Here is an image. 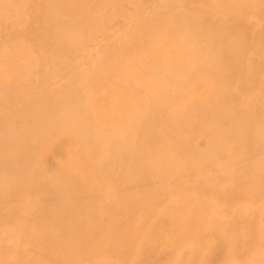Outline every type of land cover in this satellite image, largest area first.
<instances>
[{"label": "rangeland", "instance_id": "374dc122", "mask_svg": "<svg viewBox=\"0 0 264 264\" xmlns=\"http://www.w3.org/2000/svg\"><path fill=\"white\" fill-rule=\"evenodd\" d=\"M4 1L6 2L4 3ZM4 1H1L2 5H6L8 0ZM9 1L8 3L15 2V0H13V2L12 0ZM18 1H20V3ZM18 1L16 3L19 4L14 3L15 7L12 6V9L9 11L6 10L5 5L3 6L4 9L0 7V10H2L0 11V50H2L0 51V66L1 68H3L2 64L4 67L7 65L6 67L10 69L6 70L7 68L5 67L6 69H3L2 71L6 74L0 75L6 78L5 80L9 78L8 81H10L6 82L2 77L0 79V136H4L5 132L7 133L5 136H7L8 134L11 135H8L7 137L4 136V138L1 137L0 139V264H110L108 263V261L111 262V264H246L247 262V264H264V144H262L263 146L260 144L261 149L258 148V150L256 149V147L259 145H257L258 139L257 141L256 139L254 140V138H257L255 132H257L260 128L264 129V101L262 102V100H264V88L262 86V84L264 85V64H261V62L264 63V61H262L264 59V0H262L261 2L258 0L257 2L255 0H229V4L224 5L223 2L227 3L228 0H217V2L216 0H186V5L184 3L185 0H173L174 3H172V0H168L169 2L167 1L165 6L163 5V3L166 0H160L162 2L164 1L163 3H159V0L157 1V3L156 0H126L128 2H126L125 0H22V3L21 0ZM107 1H112L110 3L111 7H109L110 4ZM237 3L238 6L236 5ZM173 4H175V6L177 4L178 6L175 7ZM230 4L232 5V7H230ZM159 5L160 8L158 7ZM167 5L168 7H166ZM214 5H216L217 7L215 6V8H213ZM228 5L229 7H227ZM244 5L247 7V9L244 7ZM248 5L252 6L249 7ZM17 6H19V9H16ZM57 6L59 7L57 8ZM101 6H104V11L102 10ZM122 6L125 9H123V12L121 8ZM172 6L173 8H171ZM234 6L236 7L235 10H237V12H233L235 11ZM239 6H241L240 11ZM132 7L137 9H134L132 11ZM177 7L179 8L178 11ZM230 8L232 9V12H230L231 14H229L228 12L231 11ZM8 9H10V7ZM120 9L122 16L117 15ZM219 9L220 11H218ZM224 9L226 11V16L224 12V15L221 14ZM14 10L18 13L14 12ZM18 10H20V13ZM138 10L140 11V13ZM246 10L248 12H246ZM241 11L244 13H242ZM235 13H242V17H237L238 15L236 16ZM235 17L238 19H234ZM101 18H105V20L103 19V21ZM242 18L243 20H241ZM240 20L243 21V23H240ZM102 21L106 25L102 24ZM236 21H239V24H236ZM150 23L153 24L150 25ZM165 23L167 25H165ZM226 23L230 28L225 25ZM154 25L156 26V28L154 27ZM104 26H106V28ZM167 26H169V29H167ZM172 26L174 28H172ZM84 27L85 30H83ZM185 27L189 28L187 29ZM182 28H184L185 30ZM68 29L78 34V38L80 37V39L78 40H80V42L77 40L76 43H68V41L66 40L67 35L65 33L68 31ZM90 29H93L91 30L92 32H94L93 34H91ZM186 30L189 31L190 34ZM153 31L155 32L154 34ZM80 32H82L81 34L85 37L82 35L80 36ZM169 32H171L170 34L172 35H170ZM186 32L188 36H184L186 35ZM173 33L174 37L177 38L176 40L173 38ZM181 35L183 41L186 38V40L182 42L183 46L180 44V40L182 41V39L179 36ZM64 36L66 38L63 39ZM193 36H195V39ZM225 37L226 39H224ZM222 38L225 40V42L224 40H222ZM191 40L193 41V43ZM198 40L199 44L196 42ZM200 40L202 41L203 49L201 47V49L199 48L201 42ZM161 41L165 46H163V43ZM203 41H208L207 43H205L209 44V46L206 45ZM152 42L155 44L151 45ZM188 42L191 43L188 44ZM86 43H88L87 47ZM74 44H76L77 46ZM70 45L72 51L70 50L71 53L70 51H68L70 53V55H68L69 53L66 51L65 47H69L68 49H71ZM156 45H159L158 48ZM59 46L63 49H61ZM221 46L225 48L222 47V49L220 48ZM24 47L29 50L25 51L26 49ZM191 47H196L199 50L195 48V50L197 51H195V53L194 48ZM204 49L206 50V53H204L205 56L202 54V50ZM210 49L211 51H208ZM218 49L219 52L217 51ZM6 52H11L9 53L10 56L8 54V57L7 55L5 57V59L9 62H7L6 60L4 61ZM64 52L68 53L66 54L68 56H66ZM184 52L186 53L184 54ZM217 52L219 53L220 57L225 59L223 60L220 57L217 58ZM166 53L168 54V56ZM12 54H15L17 58V61H15L16 63L14 62L15 65L19 64L21 66V60L25 63H23L25 66L29 64L27 67H24V65H22L24 68H27L25 70H22L23 67L21 68L19 65H16L17 67H20V69L17 68L19 69V71L16 70L17 72L20 73V70L24 71L21 72L23 73V76H21L22 74L15 72V70L13 71L14 68L16 69V66L13 63L15 57H12V59L10 58L11 56H13ZM195 54H197V57ZM214 54L217 57L214 56ZM62 55H65L66 61V58L70 57L69 62L72 67L65 60L63 61ZM175 55L177 56V59L176 57H174ZM193 55H195V58H193ZM198 55L200 56V59L198 58ZM57 58L58 60L60 59V62L63 61L62 64L59 63L60 66L56 64V62H59ZM100 58L101 60L102 58H104L102 62L103 64L98 66L95 63V60ZM211 58L213 59V61H215L213 62ZM9 59H11L12 61ZM194 59L196 60V62L194 61ZM219 59L222 60L220 61ZM29 60L31 64L28 63L26 65ZM167 60L168 62L170 61L169 64ZM258 60H261V62L257 63ZM106 62H109V65L106 64ZM113 62H116L117 64ZM185 62H188L189 65L186 66ZM238 62H240V64ZM65 63L67 64L64 65ZM171 63L173 64L172 67H174V69L171 67ZM256 64H259L258 66L261 67L259 68ZM134 65H138V67H135ZM110 66L112 67L111 69ZM114 66L116 67V69L114 68ZM130 66H132L133 68ZM189 66L191 69H189ZM256 66L259 68V70L258 68H256ZM61 67L66 68L64 69ZM98 67H100V69ZM1 68L0 72H2ZM107 68L110 69L109 72H111L112 69L113 71L111 73L106 72L108 71ZM167 68H170L168 69V71H170V73L168 72L169 74H166ZM54 69L56 71H54ZM67 69L69 71H65ZM87 69L90 76L85 73V70ZM120 69L123 71L120 72ZM102 70L105 72H103ZM135 70L136 72H134ZM173 70L176 72L174 73ZM180 70H182L181 75H183L181 79L182 82L180 80V75L178 78V73L180 72ZM189 70L192 71L188 73ZM260 70L263 71L259 72ZM52 71L57 73H54ZM94 71H96V74ZM129 71L131 73H129ZM157 71L159 74L164 73L165 77H167L166 80L168 82V84H166L168 86L164 87V94L161 97H158L159 94L157 93V88H155L156 84L155 82H153L156 80L155 76L157 78ZM3 72L0 74H3ZM66 72L68 74H66ZM223 72H225V74ZM16 73L19 75H16ZM100 73H102V75L103 73L106 75H99V77L98 74ZM198 73L200 74L198 75ZM12 74H14L16 77ZM49 74L51 76H47ZM65 74L68 76H65ZM85 74L87 76H84ZM201 74L204 75L202 76ZM243 74H245V77ZM93 75H97L98 77ZM191 75L193 76L191 77ZM52 76L54 77L52 78ZM173 76L174 78L172 80L171 78ZM175 77H177V79ZM251 77L253 80L251 79ZM169 78L170 80H168ZM183 78L185 80H183ZM197 78H199L198 80L200 81L195 83ZM240 78L241 80L242 78H244V81H241ZM3 81H5V83H3ZM205 81L207 82L205 83ZM250 81H252V83ZM170 82H172V84ZM175 82L176 84L174 85ZM105 83H108V85ZM119 83L120 85H122V87L119 85ZM139 83H141L142 86ZM181 83H184L186 86L184 84L182 85ZM191 83H193L192 85H195V87H191ZM116 84L118 85L117 87L115 86ZM207 84L210 85L211 89H209L210 87H206L209 86ZM63 85H65V87ZM86 85L88 86L87 88ZM131 85L135 86L132 87ZM139 85L140 87L138 88ZM189 85L191 89L195 90L194 92H199V94H197L200 96V99L198 98L199 96L197 97L198 100H200L199 102L196 99L197 95H194L195 93L192 96L193 90H191L192 93L188 91L190 90ZM119 86L121 87V89ZM171 86L174 87V90H172L173 87L171 88ZM204 88L208 91H205ZM177 89L181 91H177ZM89 90H92L94 92H90ZM143 90L146 91V94L148 93L149 98L153 95V98L148 99V102H146L148 96L145 94V92H141ZM215 90L218 92H216ZM105 91H110V94ZM188 92L190 94H188ZM57 93L60 98L57 97ZM90 93L94 94L90 96ZM165 93L170 98H168ZM170 93L172 94L170 95ZM178 93L185 95L186 98L180 94L179 97ZM222 93L224 94L222 95ZM100 94L105 96V98L103 96H100ZM108 94L111 96H109ZM85 95L87 96L85 97ZM94 95L97 97L95 98ZM205 95H207L206 98H208L207 101L205 100L207 102L208 109L206 107L207 105L204 106L206 102L205 104L201 103V98L202 96L205 98ZM155 96L160 102L154 101L156 100ZM143 97L146 98H144L143 100ZM189 97L195 99L192 100ZM220 97L222 98V101H220ZM97 98L99 100H97ZM101 98H103L102 101L100 100ZM137 98L139 100H137ZM164 98L166 100H164ZM187 98L191 104L186 100ZM73 99H77L79 101L81 100V105L82 107L84 106L85 117L87 118L88 122L94 127L93 129L97 127V129L99 128L102 130L101 133H103L104 131L103 136H106L104 138L105 140L107 137V140H110L109 138H112L113 135H115V137L117 136L116 133L114 134L112 131L117 132L118 135L121 134L119 136L123 137L124 134L126 135L130 131L131 135H126V137H135L134 141L131 138V141L133 142L131 147H126L119 151L111 150L106 157L107 159L105 158L103 164H101L103 161L101 163H98L99 160L96 159L99 158L97 156L99 149L96 148L97 146H91V144L89 143V139H92L91 137H87L89 139L82 141L84 143L82 144V148L84 147V150L86 149L90 153H88L86 150L85 151L87 153L82 150L80 144L77 145V143L76 145L79 147L77 150H75L77 146L73 144L74 135H72L71 129H69L67 126L66 129H64L65 127L63 128L62 126H60L63 128V130L59 126L52 127L47 121L49 115L51 114V111L53 112L56 109L54 108V106H59ZM168 99L169 101H167ZM182 99L186 102L182 101ZM218 100L222 103L225 102L224 104L221 103V105L224 107L226 106V108L231 111L229 113L227 111V114L225 115H221L219 113L217 114V109L219 108V106H221L220 103L217 102ZM152 101L154 105H152ZM170 101L172 103L169 104ZM176 101L181 109H185V113L184 111L182 112V114L178 113L180 117L178 116V114L175 115V113H173L177 110V112H181V110H179V106H177L178 109L176 108V105H178L176 104ZM194 101L195 103L196 101L198 102L197 105L200 104L201 106L202 104V109L198 108L199 105L194 108ZM149 102L150 104H148ZM209 102H214V105L213 103L210 104ZM192 103H194V105ZM115 104L122 105L119 107L121 111H119L120 109H118ZM183 104L185 105L184 107ZM131 105H134V108H132L133 106ZM136 105L138 107L140 106V109ZM191 105L194 108V111L198 109L199 113L197 111H195L194 113L191 112V110L193 109ZM90 106H92L93 109ZM96 106L98 109L96 108ZM112 107H114L117 113H115V110H112ZM169 107L172 112L169 111ZM135 108L136 110H134ZM110 109L112 112L109 111ZM206 109L209 111H207ZM92 110L93 113L89 115ZM236 110L238 113L236 112ZM187 111L191 112H189L190 116H192V114L194 115L192 116L194 120H191L192 118H189L190 116L187 114ZM138 112L140 113L138 114ZM196 112L197 114H195ZM208 112L210 113L207 116ZM130 113L131 117L127 116ZM171 113H173V115ZM183 113L184 115L186 114V117L181 116L183 115ZM230 113L231 115H229ZM44 114L46 115V117ZM114 114H119L118 116L120 117V119L116 118L118 122L116 121V119H114L117 116H115ZM134 114L137 115L133 117L132 115ZM36 115L41 116V119L38 118L35 124L33 123V119ZM92 115L97 117V123L94 122L95 118ZM167 115L169 118L173 117L174 115V117L177 116V120L173 117V120H176L174 122H177V124L171 122L172 118L171 121L168 122L169 118L167 117ZM187 115L189 121H186L188 119ZM137 116L138 118L140 117V119L136 118L134 120V118ZM235 116H239L238 118L240 120H238V118H236ZM141 117L143 118L142 120ZM209 117L211 119H209ZM212 117L220 118L219 122L220 124H223L222 128H230L229 130L231 131L229 133L231 139L229 137L227 141L225 140L222 143V148L224 149L218 150L219 152H217V150L216 152L212 151V146L210 145L211 147H209V145L206 144L208 142H206L205 137L210 138L211 132L217 128L212 124H210L212 129L211 127L209 128V122H205L204 124V121L212 120ZM180 118L183 119V121L181 120L183 124L180 123ZM29 119L31 121H29ZM184 119L186 124L189 123L186 125L188 126L187 128L185 126L186 129L179 127L180 125L183 126L185 124ZM230 119L231 121H229ZM132 120L134 121L133 124L131 122ZM137 120H140V122ZM149 120H151L152 123H150ZM24 121L26 124L24 123ZM111 121L113 124H111ZM114 121L117 123V126H115ZM98 123H100V127H98V125H95ZM135 123H140L138 124L139 127L137 125V129L140 128L137 130V132H139L137 134L138 137L134 135V133L136 134L137 132L134 130V132L132 133L130 129ZM23 124H25L26 126H23ZM106 124H110L112 126L109 127L110 125ZM147 124L150 125L148 130H146ZM168 124L170 127L167 126ZM203 124L205 126H203ZM237 124H239L241 127H239V125ZM40 125H42V128L39 127ZM130 125L132 127H130ZM173 125H175V128ZM189 125L191 126L190 130ZM122 126L125 128V130ZM232 126H234V128ZM112 127H116V129L113 128V130ZM28 128L30 130H27L25 135L21 136L22 138L17 137L19 136L17 135V133H21L23 130L25 131V129ZM169 128L172 133L168 132L170 133L168 135L165 129L169 131ZM180 128L181 130L183 129L185 131V134L183 133V130H180ZM16 129L19 132H17ZM204 129L207 130L206 133V130ZM7 130L9 131V133ZM107 130L108 132L111 130L110 134L107 133ZM120 130L123 131L120 132ZM164 130L167 136L164 134ZM173 130H178V132L176 131V136L179 134L178 136L183 139H180V141L177 140L174 135L175 132ZM69 131L71 132V134L68 133ZM201 131H203V134L201 133ZM61 132H65L66 135L64 134L61 137ZM194 133L197 135L202 134L201 136H204V138H194L195 142H193L191 140L193 139L192 137L197 136ZM248 133L252 134L253 137L250 138V135L247 136ZM69 134L71 136H69ZM107 134L112 137H110L109 135L107 136ZM160 135H162V137H160ZM171 135H174V137H172ZM181 135H183V137ZM244 135H246V137ZM163 136H165L164 138L167 137L166 139L171 142L164 139ZM33 137L34 139H32ZM58 137L60 138L59 140ZM184 137L186 139H184ZM14 138H16L17 141L14 140ZM144 138L146 139V141L144 140ZM233 138L235 139V141ZM55 139H57V142ZM262 139L264 141V137ZM140 140L143 142H141ZM163 140L164 142L162 144L161 142ZM174 140L179 143L175 142ZM209 140L210 139H208L207 141ZM229 140L232 141L229 142ZM263 141L259 140L258 143H262ZM167 143L171 144L169 145ZM254 144L256 147L254 146ZM167 145H169V147H167ZM206 145L208 146V148H206ZM45 146H47L48 148ZM192 146L196 148L192 149ZM252 147L256 150H252ZM197 148L199 152L202 149V152L200 154H202V156L204 157H200V154H197L198 151L195 150ZM249 148H251L253 153L249 151ZM210 151L211 153H207ZM159 152H165V154H163L165 156L163 162H161V160L157 158V154L162 155ZM171 152L174 155H170ZM235 152L237 154H235ZM154 153L156 154L154 155ZM206 153L210 157H208ZM84 154L89 155H87V158H85L86 156ZM73 155L74 157H72ZM81 155L84 159V162L81 159ZM68 156L71 158H68ZM170 156H172L173 159ZM211 156H213L214 158ZM150 157H154V160L152 162H149ZM88 158L91 159L89 160ZM233 158L236 161L233 160ZM87 159L89 163L87 162ZM129 159L130 161H128ZM178 160L179 163L177 162L176 164V161ZM253 160L256 162L258 161L257 164L262 162L260 164L263 165L261 168L262 170L260 169V165H258L257 167L256 162H253ZM155 161L157 162L156 165H154ZM95 162H97L98 164ZM222 163L227 165V168ZM146 164L149 165H147L146 167ZM181 164H183V166ZM252 164H256V169L254 168L253 171L250 170V168L252 169L254 167L251 166ZM88 165H90L89 169L87 167ZM134 166H139L140 168ZM152 166H154V168ZM157 166L160 167V170L157 169ZM229 166L233 169L229 168ZM90 168H93V170L91 169V171ZM138 168L140 170H137ZM244 168L246 169L244 170ZM192 169L193 171H191ZM228 170L230 172H228ZM87 171L91 173L89 174V172L87 173ZM51 172L52 175H50ZM55 172H57V174ZM157 172H161L160 174L162 175ZM59 174H62L64 177L66 176L65 178H67V180L69 181L67 182V180L64 179L61 175L63 178L62 179ZM92 175L95 176L93 177ZM59 176L61 179L59 178ZM124 176L125 179L123 178ZM250 176H252L253 178ZM95 177L97 180L93 179L90 182V179ZM1 179L4 180L2 181ZM107 180L109 181V184ZM1 183L5 184L6 187H4ZM90 183H94L95 185L94 189L92 188L93 191H91L92 189H88ZM70 185H74V190ZM88 190L90 191V193L88 192ZM88 193H92V196H89ZM86 195H88L89 197ZM183 201L185 203V206ZM147 202L151 206H148ZM143 205L145 207H143ZM174 205L176 206V208ZM243 206L245 207L244 211ZM165 207L167 208L165 209ZM178 208L180 210L182 209V211H180ZM165 210L167 212H165ZM178 210L180 212H178ZM235 211L238 212L236 213ZM177 212L179 214H177ZM170 213L173 214L169 215ZM175 214L178 215V217L176 215V219L178 218V222L174 225L173 221L175 217L173 218V215ZM194 214H196L195 217ZM212 217L213 219L216 218L217 220L214 219L213 221L211 219ZM182 222L184 225L182 224ZM220 222L221 224L219 225ZM179 223H181L183 226L181 227V224L179 225ZM259 227L260 229H258ZM257 230H259L260 232H258ZM257 235L261 237H258ZM146 236L148 237L146 238L147 240L145 239ZM127 237L129 239H127ZM15 239L17 242L15 241ZM112 242L114 244H112ZM138 246H140L141 248L139 249ZM115 249L117 250L115 251ZM69 251L71 253H69Z\"/></svg>", "mask_w": 264, "mask_h": 264}, {"label": "bare ground", "instance_id": "6f19581e", "mask_svg": "<svg viewBox=\"0 0 264 264\" xmlns=\"http://www.w3.org/2000/svg\"><path fill=\"white\" fill-rule=\"evenodd\" d=\"M1 1L3 2L4 0H1ZM1 1H0V4H1ZM8 1H9V0H8ZM8 1H7V3H8ZM17 1H18V0H17ZM17 1L15 0V2H13V0H12L13 3H8V5H7V3H6V5H5V4H3V5L1 4L0 7L3 8V6L5 5L6 10L9 11V10L12 9V6L15 7L14 3H15V4H19V3H20V1H18L19 3H16ZM27 1H28V0H27ZM120 1H122V0H120ZM125 1H126V0H125ZM132 1H133V0H132ZM139 1H140V0H139ZM139 1H138V2H139ZM157 1H158V0H156V3H157ZM164 1H165V0H164ZM164 1H163V2H164ZM167 1H168V0H166V1L163 3L162 1L159 0V3L162 2L163 5L165 6ZM240 1H241V0H240ZM242 1H243V0H242ZM245 1H247V0H245ZM249 1H250V0H249ZM255 1L257 2V0H255ZM255 1H254V4H255ZM258 1L261 2L262 0H258ZM5 2H6V1H4V3H5ZM9 2H10V1H9ZM107 2H108V1H107ZM111 2H112V1H111ZM111 2H108V3L110 4ZM126 2H128V1H126ZM126 2H125V3H126ZM168 2H169V1H168ZM170 2H171V1H170ZM178 2H179V1H178ZM216 2H217V0H216ZM235 2H236V1H235ZM238 2H239V1H238ZM21 3H22V0H21ZM172 3H174L173 0H172ZM176 3H177V1H176ZM184 3H185V5H186L187 1L185 0ZM248 3H249V2H248ZM9 4H10V5L13 4V5L10 6ZM103 4H104V3H103ZM105 4H106V2H105ZM138 4H139V3H138ZM167 4H168V3H167ZM224 4H229V0H228L227 3H224V2H223V5H224ZM251 4H252V3H251ZM22 5H23V4H22ZM22 5H21V6H22ZM77 5H79V4H77ZM112 5H113V4H112ZM122 5H123V4H122ZM135 5H136V4H135ZM153 5H154V4H153ZM170 5H171V4H170ZM173 5L175 6V4H173ZM217 5H218V4H217ZM230 5H231V4H230ZM236 5L238 6V3H237ZM236 5H235V6H236ZM246 5H247V4H246ZM7 6H8V8L10 7V9H8ZM137 6H139V5H137ZM137 6H136V7H137ZM176 6H178V5L176 4ZM176 6H175V7H176ZM209 6H210V5H209ZM215 6H216V5H214L213 8H215ZM235 6H234V7H235ZM241 6H242V4H241ZM241 6H239V8H240ZM248 6H249V5H248ZM251 6H252V5H251ZM251 6H249V7H251ZM18 7H19V6H17L16 9H19ZM58 7H59V6H57V8H58ZM103 7H104V6H103ZM103 7L101 6L102 10H103ZM109 7H111V4H110ZM112 7H113V6H112ZM134 7H135V6H134ZM141 7H142V6H141ZM155 7H156V5H155ZM158 7L160 8V5H159ZM158 7H157V8H158ZM166 7H168V5H167ZM216 7H217V6H216ZM219 7H220V6H219ZM227 7H229V5H228ZM230 7H232V5H231ZM244 7L247 9V7H246L245 5H244ZM2 8H1V9H2ZM121 8H122V12H123L125 9H124L123 6H122ZM132 8H133V7H132ZM143 8H144V7H143ZM169 8H170V7H169ZM171 8H173V6H172ZM245 8H244V10H245ZM3 9H4V8H3ZM13 9H14V8H13ZM69 9H70V8H69ZM69 9H68V10H69ZM114 9H115V8H114ZM123 9H124V10H123ZM134 9H137V8H133L132 11H133ZM139 9H140V8H139ZM178 9H179V8L177 7V11H178ZM217 9H218V8H217ZM217 9H215V10H217ZM220 9H221V8H220ZM220 9H219L218 11H220ZM230 9H231V8H230ZM235 9H236V7L234 8V10H235ZM242 9H243V8H242ZM6 10H5V11H6ZM20 10H21V9H20ZM20 10H18L19 13H20ZM71 10H72V9H71ZM83 10H84V9H83ZM140 10H141V9H140ZM145 10H146V5H145ZM151 10H152V9H151ZM171 10H172V9H171ZM215 10H214V11H215ZM226 10H229V9H226ZM240 10H241V8L239 9V11H240ZM244 10H242V11H244ZM248 10H250V9H248ZM0 11H2V10H0ZM12 11H13V10H12ZM12 11H11V12H12ZM79 11H80V10H79ZM103 11H104V10H103ZM114 11H115V10H114ZM120 11H121V9H120L119 12L117 13V15H121V14H122ZM132 11H129V12H132ZM138 11H139V10H138ZM149 11H150V10H149ZM155 11H156V10H155ZM209 11H210V10H209ZM214 11H213V12H214ZM218 11H217V12H218ZM239 11H238V12H239ZM242 11H241V12H242ZM14 12H16V11L14 10ZM83 12H84V11H83ZM100 12H101V11H100ZM129 12H128V13H129ZM217 12H216V13H217ZM223 12H224V14H225V16H226V11H225V9H224V11L221 12V14H223ZM228 12H229V14H231L230 12H232V9H231V11H228ZM228 12H227V13H228ZM233 12H237V10H235V11H233ZM246 12H248V11L246 10ZM4 13H6V12H4ZM16 13H18V12H16ZM105 13H106V12H105ZM112 13H113V12H112ZM112 13H111V14H112ZM139 13H140V11H139ZM156 13H157V12H156ZM242 13H244V12H242ZM242 13H241V14L239 13L240 16H239V14H236V13H235V14H236V16L238 15L237 17H240V18H241V17H242ZM115 14H116V13H115ZM151 14H152V13H151ZM160 14H161V13H160ZM224 14H223V15H224ZM235 14H234V15H235ZM113 15H114V14H113ZM139 15H140V14H139ZM152 15H153V14H152ZM157 15H158V14H157ZM216 15H217V14H216ZM68 16H69V15H68ZM115 16H116V15H115ZM121 16H122V15H121ZM131 16H132V15H131ZM165 16H166V15H165ZM82 17H83V15H82ZM123 17H124V16H123ZM184 17H185V16H184ZM228 17H229V16H228ZM233 17H234V16H233ZM233 17H232V18H233ZM98 18H99V17H98ZM159 18H160V17H159ZM224 18H225V17H224ZM70 19H71V18H70ZM95 19H96V18H95ZM95 19H94V22H95ZM101 19H102V18H101ZM103 19L105 20V18H103ZM103 19H102V20H103ZM130 19H131V17H130ZM155 19H156V18H155ZM176 19H177V18H176ZM234 19H238V18L235 17ZM2 20H3V19H2ZM74 20H75V19H74ZM81 20H82V19H81ZM104 20H103V21H104ZM114 20H115V19H114ZM198 20H199V19H198ZM241 20H243V18H242ZM241 20H240V23H241V22L243 23V21H241ZM83 21H84V20H83ZM103 21H102V24H104ZM127 21H128V20H127ZM127 21H126V22H127ZM134 21H135V20H134ZM152 21H153V20H152ZM152 21H150V22H152ZM158 21H160V20H158ZM165 21H166V20H165ZM231 21H232V20H231ZM234 21H235V20H234ZM234 21H233V22H234ZM15 22H16V21H15ZM86 22H87V21H86ZM180 22H181V21H180ZM222 22H223V21H222ZM238 22H239V21H238ZM238 22L236 21V24H239ZM67 23H68V22H67ZM166 23H167V22H166ZM166 23H165V25H167ZM204 23H206V22H204ZM71 24H72V23H71ZM85 24H86V23H85ZM85 24H84V25H85ZM95 24H96V23H95ZM102 24H101V25H102ZM148 24H149V23H148ZM151 24H153V23H150V25H151ZM161 24H162V23H161ZM219 24H220V23H219ZM65 25H66V24H65ZM73 25H74V24H73ZM73 25H72V26H73ZM104 25H106V24H104ZM136 25H137V24H136ZM159 25H160V23H159ZM225 25H227V23H226ZM233 25H234V24H233ZM102 26H103V25H102ZM147 26H148V25H147ZM222 26H223V24H222ZM227 26H228V25H227ZM227 26H226V27H227ZM86 27H87V26H86ZM93 27H94V26H93ZM98 27H99V23H98ZM104 27L106 28V26H104ZM154 27L156 28L155 25H154ZM154 27H153V28H154ZM160 27H162V26H160ZM168 27H169V26H167V29H169ZM183 27H184V26H183ZM236 27H237V25H236ZM238 27H239V26H238ZM69 28H70V27H69ZM91 28H92V27H91ZM157 28H159V27H157ZM165 28H166V27H165ZM172 28H174V27L172 26ZM185 28L188 29L189 27H185ZM220 28H221V27H220ZM228 28H230V27L228 26ZM64 29H65V28H64ZM75 29H78V28H75ZM182 29H184V28H182ZM221 29H222V28H221ZM58 30H59V29H58ZM61 30H62V29H61ZM83 30H85V27L83 28ZM91 30H93V29H90L91 34H93L94 32H92ZM175 30H176V29H175ZM175 30H174V31H175ZM184 30H185V29H184ZM62 31H63V30H62ZM78 31H79V30H78ZM94 31H95V30H94ZM156 31H157V30H156ZM180 31H182V30H180ZM186 31H187V30H186ZM191 31H192V30H191ZM191 31H190V32H191ZM221 31H222V30H221ZM224 31H225V29H224ZM84 32H86V31H84ZM90 32H89V33H90ZM159 32H160V30H159ZM166 32H167V31H166ZM171 32H172V31H171ZM171 32H169V34H170ZM187 32L189 33V31H187ZM187 32H186V35H184V36H188V35H187ZM242 32H243V30H242ZM65 33H66V35H67V36H66L67 38L64 36L63 39L66 38V40L68 41L69 44H71L72 42H73V43H74V42L76 43V41H77L78 39H80V37L78 38V34H77L76 32H73V31H71V30H69V29H68V31L65 32ZM81 33H82V32H80V36L82 35ZM154 33H155V32L153 31V34H154ZM156 33H157V32H156ZM178 33H179V32H178ZM178 33H177V34H178ZM184 33H185V32H184ZM219 33H220V32H219ZM225 33H228V32H225ZM160 34H161V33H160ZM163 34H164V31H163ZM182 34H183V32H182ZM189 34H190V33H189ZM229 34H230V33H229ZM231 34H232V33H231ZM138 35H139V34H138ZM149 35H150V34H149ZM170 35H172V34H170ZM191 35H192V34H191ZM221 35H222V33H221ZM223 35H224V34H223ZM61 36H63V35H61ZM82 36H84V35H82ZM92 36H94V35H92ZM92 36H91V37H92ZM122 36H123V35H122ZM153 36H154V35H153ZM225 36H227V35H225ZM57 37H58V36H57ZM84 37H85V36H84ZM91 37H89V38H91ZM143 37H145V36H143ZM154 37H155V36H154ZM159 37H161V36H159ZM170 37H171V36H170ZM179 37L181 38L182 35L179 36ZM193 37H194V39H195V36H193ZM198 37H199V36H198ZM206 37H207V36H206ZM223 37H224V36H223ZM245 37H246V36H245ZM59 38H60V37H59ZM61 38H62V37H61ZM81 38H82V37H81ZM126 38H127V37H126ZM173 38H174L175 40L177 39V38L174 37V33H173ZM187 38H188V37H187ZM204 38H205V37H204ZM210 38H211V37H210ZM212 38H213V37H212ZM216 38H217V37H216ZM82 39H83V38H82ZM143 39H146V38H143ZM158 39H159V38H158ZM174 39H172V40H174ZM181 39H182V38H181ZM219 39H220V38H219ZM224 39H226V37H225ZM224 39L222 38V40H224ZM235 39H236V38H235ZM168 40H170V39H168ZM185 40H186V38H185ZM185 40H184V41H185ZM204 40H205V39H204ZM213 40H214V39H213ZM60 41H61V40H60ZM78 41L80 42V40H78ZM83 41H84V40H83ZM83 41H82V42H83ZM151 41H152V39H151ZM153 41H154V40H153ZM177 41H179V40H177ZM177 41H176V42H177ZM184 41H183V39H182V41L180 40V42H181L180 44L182 45V44H183L182 42H184ZM188 41H189V40H188ZM191 41H192V40H191ZM200 41H201V40H200ZM214 41H215V40H214ZM218 41H219V40H218ZM233 41H234V40H233ZM61 42H62V41H61ZM70 42H71V43H70ZM154 42H155V41H154ZM156 42H157V41H156ZM161 42H162V41H161ZM166 42H167V41H166ZM174 42H175V41H174ZM196 42L198 43L199 40L196 41ZM203 42H204V41H203ZM205 42H206V41H205ZM205 42H204V43H205ZM207 42H208V41H207ZM207 42H206V43H207ZM222 42H223V41H222ZM224 42H225V40H224ZM235 42H236V41H235ZM63 43H64V42H63ZM77 43H78V42H77ZM149 43H150V42H149ZM162 43H163V42H162ZM178 43H179V42H178ZM185 43H186V42H185ZM190 43H191V42H190ZM190 43L188 42V44H190ZM192 43H193V41H192ZM206 43H205V44H206ZM80 44H81V43H80ZM87 44H88V43H86V47L88 46ZM154 44H155V43L152 42L151 45H154ZM156 44H157V43H156ZM165 44H166V43H165ZM194 44H196V43H194ZM198 44H199V43H198ZM205 44H204V45H205ZM225 44H226V43H225ZM225 44H223V45H225ZM231 44H232V43H231ZM239 44H241V43H239ZM18 45H19V44H18ZM74 45H76V44H74ZM81 45H82V44H81ZM159 45H160V44H159ZM159 45H158V46H159ZM166 45H167V44H166ZM170 45H171V44H170ZM176 45H177V44H176ZM206 45L209 46V44H206ZM214 45H215V43H214ZM219 45H220V44H219ZM234 45H235V44H234ZM60 46H61V45H60ZM60 46H59V47H60ZM62 46H64V45H62ZM66 46H67V45H66ZM76 46H77V45H76ZM79 46H80V45H79ZM83 46H85V45H83ZM136 46H137V45H136ZM156 46H157V45H156ZM156 46H155V49H156ZM158 46H157V48H158ZM163 46H165L164 43H163ZM171 46H172V45H171ZM178 46H179V44H178ZM182 46H183V45H182ZM186 46H188V45H186ZM189 46H190V45H189ZM197 46H198V45H197ZM202 46H203V45H202V41H201V42H200V46H199V48H200V47L202 48ZM208 46H207V47H208ZM81 47H82V46H81ZM86 47H85V48H86ZM161 47H162V46H161ZM169 47H170V46H169ZM214 47H215V46H214ZM214 47H213V48H214ZM222 47H223V46H221L220 48H222ZM226 47H227V45H226ZM234 47H235V46H234ZM16 48H17V47H16ZM24 48L26 49L25 51L29 50V49H27L26 47H24ZM24 48H23V49H24ZM60 48H61V47H60ZM65 48H66V51H67V52L70 51V50L72 51L71 45H70V48H71V49H68L69 47H65ZM148 48H149V47H148ZM148 48H147V49H148ZM159 48H160V47H159ZM191 48H194V47H191ZM191 48H190V49H191ZM195 48H196V47H195ZM195 48H194V52L196 51ZM201 48H200V49H201ZM208 48H209V47H208ZM223 48H225V47H223ZM223 48H222V49H223ZM236 48H237V47H236ZM249 48H250V47H249ZM7 49H8V48H7ZM18 49H19V48H18ZM61 49H63V48H61ZM128 49H129V48H128ZM153 49H154V48H153ZM161 49H164V48H161ZM161 49H160V50H161ZM166 49H167V48H166ZM178 49H179V47H178ZM180 49H181V48H180ZM182 49H183V48H182ZM196 49H198V48H196ZM202 49H203V48H202ZM130 50H131V48H130ZM151 50H152V48H151ZM168 50H169V48H168ZM171 50H173V49H171ZM176 50H177V49H176ZM198 50H199V49H198ZM213 50H214V49H213ZM227 50H228V49H227ZM0 51H2V50H0ZM22 51H23V50H22ZM71 51H70V53H71ZM178 51H179V50H178ZM190 51H191V50H190ZM200 51H201V50H200ZM205 51H206L205 49L202 50V54H203L204 56H205L204 53H206ZM208 51H211V49L208 50ZM217 51L219 52V49H218ZM251 51H252V50H251ZM17 52H18V51H17ZM152 52H154V51H152ZM174 52H175V51H174ZM181 52H182V51H181ZM196 52H197V51H196ZM196 52H195V53H196ZM198 52H199V51H198ZM214 52H215V51H214ZM218 52H217V54H218L217 56H218V57L215 55L216 53L214 54V56H216L217 58L220 57ZM253 52H254V51H253ZM9 53H11V52H9ZM9 53L6 52L5 56H4V54H3V56H4V61L6 60V59H5L6 55H7V57H8V54H9ZM12 53H14V52H12ZM64 53H65V55H66V54H68L69 52H68V53L64 52ZM70 53H69L68 55H70ZM100 53H101V52H100ZM150 53H151V52H150ZM177 53H178V52H177ZM185 53H186V52H184V54H185ZM192 53H193V51H192ZM192 53H191V54H192ZM27 54H28V53H27ZM29 54H30V53H29ZM96 54H97V53H96ZM153 54H154V53H153ZM157 54H158V53H157ZM166 54H167V53H166ZM170 54H171V53H170ZM178 54H179V53H178ZM187 54H188V52H187ZM200 54H201V53H200ZM12 55H13V54H12ZM65 55H62V59H63V61L65 60ZM68 55H66V56H68ZM94 55H95V54H94ZM176 55H177V54H176ZM176 55H175L174 57H176V59H177V56H176ZM195 55H196V57H197V54H195ZM195 55H193V58H195ZM211 55H212V53H211ZM220 55H221V54H220ZM9 56H10V54H9ZM134 56H135V54H134ZM136 56H137V54H136ZM158 56H159V55H158ZM167 56H168V54H167ZM170 56H171V55H170ZM184 56H185V55H184ZM186 56H187V55H186ZM190 56H191V55H190ZM224 56H225V55H224ZM251 56H252V54H251ZM251 56H250V57H251ZM253 56H254V55H253ZM12 57H15V58H16L15 54H14L13 56H11L10 58L12 59ZM23 57H24V56H23ZM58 57H59V56H58ZM143 57H144V56H143ZM180 57H181V56H180ZM201 57H202V55H201ZM212 57H213V55H212ZM243 57H244V56H243ZM0 58H1V57H0ZM15 58H14V60H13V63H14L15 61H17V58H16V60H15ZM60 58H61V57H60ZM69 58H70V57H69ZM69 58L67 57V58H66L67 61H66V60H65V61H66L67 63L70 64V62H69ZM98 58H99V56H98ZM136 58H137V57H136ZM145 58H146V57H145ZM178 58H179V56H178ZM181 58H182V57H181ZM198 58L200 59V56H199V55H198ZM198 58H197V59H198ZM214 58H215V57H214ZM217 58H216V59H217ZM220 58H222V57H220ZM7 59H8V58H7ZM11 59H9V60H11ZM22 59H23V58H22ZM62 59H61V61H62ZM92 59H93V58H92ZM103 59H104V58H102V60H101V58H100V59H96V60H95V63H96L98 66H100L101 64H103V63H102V62H103ZM108 59H109V58H108ZM160 59H161V58H160ZM169 59H170V58H169ZM172 59H173V58H172ZM182 59H183V58H182ZM186 59H187V58H186ZM209 59H210V58H209ZM211 59H212V58H211ZM222 59L224 60L225 58H222ZM222 59H219V60L221 61ZM23 60H24V59H23ZM57 60H58V58H57ZM59 60H60V59H59ZM59 60H58V61H59ZM146 60H147V59H146ZM165 60H166V59H165ZM178 60H179V59H178ZM207 60H208V59H207ZM6 61L9 62L8 60H6ZM11 61H12V60H11ZM11 61H10V62H11ZM63 61H62V62L59 61L58 63L56 62V64H58V65L60 66L59 63L62 64ZM113 61H114V60H113ZM174 61H175V60H174ZM182 61H183V60H182ZM188 61H189V60H188ZM194 61L196 62L195 59H194ZM203 61H204V60H203ZM212 61H213V59H212ZM214 61H215V60H214ZM214 61H213V62H214ZM262 61H264V59H263ZM7 62H6V63H7ZM104 62H105V61H104ZM142 62H143V61H142ZM164 62H165V61H164ZM167 62H168V60H167ZM167 62H166V63H167ZM176 62H177V61H176ZM179 62H180V61H179ZM195 62H194V65H195ZM236 62H237V61H236ZM242 62H243V61H242ZM247 62H248V60H247ZM258 62H261V60H258L257 63H258ZM15 63H16V62H15ZM15 63H14V65H15ZM18 63H19V62H18ZM23 63H24V62H22V60H21V66H20L19 64H16V65H19V66L22 68V67H23L22 65L25 64V63H24V64H23ZM28 63H30V60H29V62L26 63V65H27ZM67 63H65L64 65H66ZM108 63H109V62H108ZM108 63L106 62V64H108ZM113 63H116V62H113ZM169 63H170V61L168 62V64H169ZM172 63H173V62H172ZM172 63H171V64H172ZM177 63H178V62H177ZM181 63H182V62H181ZM181 63H180V64H181ZM187 63H188V62H187ZM187 63L185 62L186 66L189 65V63H188V64H187ZM198 63H199V62H198ZM222 63H224V62H222ZM225 63H226V62H225ZM238 63L240 64V62H238ZM10 64H12V63H10ZM30 64H31V63H30ZM116 64H117V63H116ZM119 64H120V63H119ZM119 64H118V65H119ZM130 64H131V63H130ZM134 64H135V63H134ZM158 64H159V62H158ZM208 64H210V63H208ZM208 64H207V65H208ZM212 64H213V63H212ZM212 64H211V65H212ZM261 64H264V63L261 62ZM261 64H260V65H261ZM4 65H5V64H4ZM16 65H15V66H16ZM28 65H29V64H28ZM28 65H27V66H28ZM70 65H71V64H70ZM94 65H95V64H94ZM108 65H109V64H108ZM175 65H176V64H175ZM196 65H197V63H196ZM220 65H221V64H220ZM220 65H219V66H220ZM256 65H257V64H256ZM258 65H259V64H258ZM258 65H257V66H258ZM6 66H7V65H6ZM6 66H5V67H6ZM27 66L24 65V67H27ZM59 66H58V67H59ZM62 66H63V65H62ZM92 66H93V64H92ZM106 66H107V65H106ZM134 66H135V67H138V65H137V66L134 65ZM165 66H166V65H165ZM172 66H173V64L171 65V67H172ZM186 66H185V68H186ZM192 66H193V64H192ZM212 66H213V65H212ZM247 66H248V65H247ZM254 66H255V65H254ZM257 66H256V68H258V67L260 68V67H261V66H258V67H257ZM2 67H3V68H1V66H0L1 71H2L3 69H6V68H7V67L5 68V67L3 66V64H2ZM20 67H17V66H16V69H15L14 66H13V68H14L13 71H14V70H15V72H17L16 70L19 71ZM24 67H23L22 70L27 69V68H24ZM66 67H67V66H66ZM66 67H65V68H66ZM71 67H72V65H71ZM123 67H124V66H123ZM130 67H132V66H130ZM130 67H129V68H130ZM169 67H170V66H169ZM195 67H196V66H195ZM195 67H194V68H195ZM207 67H208V66H207ZM214 67H215V66H214ZM217 67H218V66H217ZM237 67H238V66H237ZM248 67H249V66H248ZM263 67H264V66H263ZM17 68H19V69H17ZM56 68H57V66H56ZM61 68H64V67H61ZM61 68H60V69H61ZM65 68H64V69H65ZM68 68H69V67H68ZM91 68H94V67H91ZM98 68L100 69V67H98ZM103 68H104V67H103ZM111 68H112V67L110 66V69H111ZM114 68L116 69L115 66H114ZM117 68H118V67H117ZM129 68H128V69H129ZM132 68H133V67H132ZM132 68H131V69H132ZM139 68H140V67H139ZM139 68H138V69H139ZM163 68H164V67H163ZM172 68L174 69V67H172ZM172 68H171V69H172ZM176 68H177V67H176ZM218 68H219V67H218ZM221 68H223V67H221ZM238 68H239V67H238ZM244 68H245V67H244ZM244 68H243V70H244ZM259 68H258V70H259ZM74 69H75V67H74ZM101 69H102V68H101ZM107 69H108V68H107ZM110 69H108V71H106V72H109ZM115 69H114V70H115ZM121 69H122V67H121ZM121 69H120V70H121ZM168 69H170V68H167V69H166V70H167L166 74H167L168 72L170 73V71H168ZM180 69H181V68H180ZM189 69H191L190 66H189ZM202 69H203V68H202ZM207 69H208V68H207ZM6 70H10V69L7 68ZM22 70H20V71H21V72H24V71H22ZM94 70H96V69H94ZM176 70H179V69H176ZM183 70H184V69H183ZM186 70H187V69H186ZM195 70H196V69H195ZM199 70H200V68H199ZM13 71H12V73H13ZM54 71H56V70L54 69ZM54 71H52V72H54ZM65 71H69V70L67 69V70H65ZM92 71H93V70H92ZM97 71H98V70H97ZM99 71H100V70H99ZM102 71H103V70H102ZM102 71H101V72H102ZM112 71H113V69L111 70V72H112ZM122 71H123V70H121L120 72H122ZM131 71H132V70H131ZM154 71H155V70H154ZM160 71H161V70H160ZM173 71H174V70H173ZM181 71H182V70H180L179 73L177 72V73H178V78H179V75L181 76L180 80L182 79V76H183V75H181ZM184 71H185V70H184ZM184 71H183V72H184ZM190 71H192V70H189L188 73H189ZM219 71H220V70H219ZM261 71H263V70H260L259 72H261ZM2 72H3V71H2ZM2 72H0V73H2ZM21 72H20V73L17 72V73L22 74L21 76H23V73H21ZM77 72H78V70H77ZM80 72H81V71H80ZM94 72H95V74H96V71H94ZM94 72H92V73H94ZM103 72H105V71H103ZM111 72H109V73H111ZM126 72H127V71H126ZM126 72H125V73H126ZM134 72H136V70H135ZM152 72H153V71H152ZM175 72H176V71H174V73H175ZM17 73H16V75H19V74H17ZM54 73H57V72H54ZM54 73H53V74H54ZM71 73H72V72H71ZM85 73L88 74V69L85 70ZM97 73H98V72H97ZM129 73H131V72L129 71ZM139 73H140V72H139ZM157 73H158V71H157ZM164 73H165V69H164ZM164 73H160V74L158 73L157 78H156V76H155V79H156V80L153 81V82H155V84H156V87H155V88H157V93L159 94L158 97H161V96L164 94V93H163V92H164V87H165V86H166V87L168 86V85H166V84H168V82H167V80H166L167 77H165ZM169 73H168V74H169ZM201 73H202V72H201ZM215 73H216V72H215ZM223 73L225 74V72H223ZM242 73H243V72H242ZM5 74H6V73L3 72V74H0V75H5ZM50 74H51V73H50ZM50 74L47 75V76H51V75H52V74H51V75H50ZM66 74H68V73L66 72ZM66 74H65V76H68V75H66ZM120 74H121V73H120ZM127 74H128V73H127ZM127 74H126V75H127ZM133 74H134V73H133ZM151 74H152V73H151ZM199 74H200V73H198V75H199ZM227 74H228V73H227ZM259 74H260V73H259ZM12 75H14V74H12ZM54 75H55V74H54ZM69 75H70V74H69ZM74 75H75V74H74ZM88 75H89V74H88ZM99 75H102V73L98 74V76H99ZM103 75H106V74L103 73ZM103 75H102V76H103ZM110 75H111V74H110ZM152 75H153V74H152ZM187 75H188V74H187ZM187 75H186V76H187ZM201 75L203 76L204 74H201ZM213 75H214V74H213ZM243 75H244V77H245V74H243ZM243 75H241V76H243ZM14 76H15V75H14ZM60 76H61V75H60ZM84 76H87V75L85 74ZM89 76H90V75H89ZM93 76H97V75H93ZM98 76H97V77H98ZM113 76H114V75H113ZM113 76H112V79H113ZM117 76H118V75H117ZM123 76H124V75H123ZM133 76H134V75H133ZM136 76H138V75H136ZM153 76H154V75H153ZM166 76H167V75H166ZM170 76H171V75H170ZM174 76H175V75H174ZM174 76L171 78L172 80H173ZM192 76H193V75H191V77H192ZM252 76H253V75H252ZM1 77H2V76H0V79H1ZM15 77H16V76H15ZM53 77H54V76H52V78H53ZM99 77H100V76H99ZM121 77H122V76H121ZM151 77H152V76H151ZM168 77H169V76H168ZM194 77H195V75H194ZM200 77H201V76H200ZM200 77H199V78H200ZM2 78H3L4 80L6 79V78H4V77H2ZM49 78H50V77H49ZM52 78H51V79H52ZM108 78H109V77H108ZM117 78H118V77H117ZM142 78H143V77H142ZM175 78L177 79V77H175ZM186 78H187V77H186ZM188 78H189V77H188ZM199 78L196 79L195 83L198 82V81H200V80H198ZM255 78H257V77H255ZM255 78H254V79H255ZM19 79H20V78H19ZM131 79H132V78H131ZM133 79H134V78H133ZM148 79H149V78H148ZM205 79H206V78H205ZM236 79H237V78H236ZM251 79H252V77H251ZM8 80H9V78H7V80H5V81H6V82H10V81H8ZM65 80H66V79H65ZM84 80H85V79H84ZM91 80H92V79H91ZM99 80H100V78H99ZM99 80H98V81H99ZM114 80H115V77H114ZM137 80H138V79H137ZM140 80H141V79H140ZM151 80H152V79H151ZM153 80H154V78H153ZM168 80H170V78H169ZM183 80H185V79L183 78ZM186 80H187V79H186ZM208 80H209V79H208ZM240 80H241V78H240ZM242 80L244 81V78H242ZM242 80H241V81H242ZM252 80H253V79H252ZM5 81H3V83H5ZM89 81H90V80H89ZM98 81H95V82H98ZM112 81H113V80H112ZM175 81H176V80H175ZM218 81H219V80H218ZM248 81H249V80H248ZM102 82H103V81H102ZM126 82H127V81H126ZM126 82H125V83H126ZM135 82H136V81H135ZM138 82H139V81H138ZM138 82H137V83H138ZM140 82H141V81H140ZM181 82H182V80H181ZM183 82H184V81H183ZM192 82H193V80H192ZM206 82H207V81H205V83H206ZM212 82H213V81H212ZM250 82L252 83V81H250ZM63 83H64V82H63ZM83 83H84V82H83ZM115 83H116V82H115ZM142 83H143V82H142ZM170 83L172 84V82H170ZM213 83H214V82H213ZM254 83H255V82H254ZM263 83H264V82H263ZM46 84H47V82H46ZM96 84H97V83H96ZM105 84L108 85V83H105ZM112 84H113V83H112ZM135 84H136V83H135ZM139 84L141 85V83H139ZM175 84H176V82L174 83V85H175ZM177 84H178V83H177ZM181 84H182V83H181ZM183 84H184V83H183ZM183 84H182V85H183ZM187 84H188V82H187ZM192 84H193V83H191V85H192ZM256 84H257V83H256ZM98 85H99V84H98ZM119 85H120V83H119ZM126 85H127V84H126ZM126 85H125V86H126ZM137 85H138V84H137ZM140 85L138 86V88L140 87ZM147 85H149V84H147ZM184 85H185V84H184ZM204 85H205V84H204ZM207 85H209V84H207ZM214 85H215V84H214ZM221 85H222V84H221ZM37 86H38V85H37ZM63 86L65 87V85H63ZM115 86L117 87L118 85L116 84ZM120 86L122 87V85H120ZM120 86H119V87H120ZM131 86L133 87V86H135V85H131ZM141 86H142V85H141ZM150 86H152V85H150ZM178 86H179V85H178ZM178 86H177V87H178ZM185 86H186V85H185ZM193 86L195 87V85H192L191 87H193ZM200 86H201V85H200ZM202 86H203V85H202ZM212 86H213V85H212ZM262 86H263V88H264V85H263V84H262ZM42 87H43V86H42ZM68 87H69V86H68ZM79 87H80V86H79ZM87 87H88V86L86 85V88H87ZM109 87H110V86H109ZM121 87H120V89H121ZM146 87H147V86H146ZM169 87H170V85H169ZM172 87H173V86H171V88H172ZM189 87H190V85H189ZM191 87H190V90H188V91H189L190 93L193 92V93H192V96H193L194 93H195V94H194L195 96H196L197 94H199V92H198V93H197V92H194L195 90L191 89ZM206 87L208 88V87H210V85H209V86H206ZM248 87H249V86H248ZM56 88H57V87H56ZM149 88H150V87H149ZM155 88H154V89H155ZM179 88H180V87H179ZM198 88H199V87H198ZM66 89H67V88H66ZM107 89H108V88H107ZM122 89H123V88H122ZM166 89H167V88H166ZM204 89H205V88H204ZM204 89H203V90H204ZM209 89H211V87H210ZM259 89H260V88H259ZM261 89H262V88H261ZM44 90H45V89H44ZM44 90H43V91H44ZM60 90H61V89H60ZM64 90H65V89H64ZM68 90H69V89H68ZM81 90H82V89H81ZM108 90H109V89H108ZM123 90H124V89H123ZM139 90H140V89H139ZM172 90H174V87H173ZM175 90H176V89H175ZM178 90H179V89H177V91H178ZM191 90H193V91L191 92ZM49 91H51V90H49ZM57 91H58V90H57ZM89 91H90V90H89ZM89 91H88V92H89ZM91 91H92V90H91ZM91 91H90V92H91ZM124 91H125V90H124ZM147 91H148V90H147ZM152 91H153V90H152ZM179 91H181V90H179ZM184 91H185V90H184ZM186 91H187V89H186ZM198 91H199V90H198ZM205 91H208V90L205 89ZM215 91H216V90H215ZM219 91H220V90H219ZM258 91H259V90H258ZM20 92H21V91H20ZM27 92H28V91H27ZM54 92H55V91H54ZM54 92H53V93H54ZM81 92H82V91H81ZM92 92H94V91H92ZM100 92H103V91H100ZM105 92H108V93H109L110 91H105ZM141 92H142V93L145 92V94H146V91H144V90L141 91ZM150 92H151V90H150ZM189 92H188V94H190ZM203 92H204V91H203ZM216 92H218V91H216ZM263 92H264V91H263ZM28 93H29V92H28ZM63 93H64V92H63ZM69 93H70V92H69ZM167 93H168V92H167ZM176 93H177V92H176ZM176 93H175V94H176ZM204 93H205V92H204ZM228 93H229V92H228ZM240 93H242V92H240ZM20 94H21V93H20ZM23 94H24V93H23ZM61 94H62V93H61ZM80 94H81V93H80ZM90 94H91V93H90ZM92 94H94V93H92ZM92 94H91L90 96H92ZM109 94H110V93H109ZM109 94H108V95H109ZM149 94H150V93H149ZM165 94H166V93H165ZM171 94H172V93H170V95H171ZM175 94H173V95H175ZM179 94H180V93H178V96H179ZM183 94H184V92H183ZM183 94H180V95H182V96H184V97L186 98V96L183 95ZM186 94H187V93H186ZM208 94H209V93H208ZM223 94H224V93H222V95H223ZM229 94H230V93H229ZM18 95H19V94H18ZM31 95H32V94H31ZM46 95H47V94H46ZM56 95H57V97H59V96H58V93H57ZM56 95H55V96H56ZM104 95H105V93H104ZM127 95H128V94H127ZM146 95L148 96L146 102H148V99L153 98V95H152V94H151L152 97H150V98H149L148 93H147ZM151 95H150V96H151ZM166 95H167V94H166ZM173 95H172V96H173ZM176 95H177V94H176ZM201 95H202V94H201ZM246 95H247V94H246ZM253 95H254V94H253ZM26 96H27V95H26ZM37 96H38V95H37ZM42 96H43V95H42ZM86 96H87V95H85V97H86ZM90 96H89V97H90ZM94 96H95V95H94ZM100 96H103V95L100 94ZM100 96H99V97H100ZM109 96H111V95H109ZM112 96H113V95H112ZM167 96H168V95H167ZM190 96H191V95H190ZM195 96H194V97H195ZM198 96H199V95L196 96V99H197V101L199 102L200 100H198V98L200 99V96H199V97H198ZM206 96H207V95H205V98H206ZM28 97H29V96H28ZM85 97H84V98H85ZM96 97H97V96H95V98H96ZM103 97L105 98V96H103ZM132 97H133V96H132ZM179 97H180V96H179ZM197 97H198V98H197ZM215 97H216V96H215ZM239 97H240V96H239ZM246 97H247V96H246ZM248 97H249V96H248ZM251 97H252V96H251ZM25 98H26V97H25ZM31 98H33V97H31ZM59 98H60V97H59ZM106 98H107V97H106ZM144 98H146V97H143L142 99L144 100ZM168 98H170V97L168 96ZM185 98H184V99H185ZM189 98H190V97H189ZM202 98H203L204 100H203ZM202 98H201V100H202L201 103L205 104V102L208 100V98L205 99L203 96H202ZM217 98H218V97H217ZM255 98H256V96H255ZM255 98H254V100H255ZM57 99H58V98H57ZM67 99H68V98H67ZM86 99H87V98H86ZM90 99H91V98H90ZM133 99H134V98H133ZM155 99H156V100H154L155 102H156V101L160 102L159 100H157L156 96H155ZM174 99H175V98H174ZM174 99H173V100H174ZM190 99H192V97H191ZM194 99H195V98H193L192 100H194ZM220 99H221L220 101H222V98H221V97H220ZM225 99H226V97H225ZM87 100H88V99H87ZM94 100H95V99H94ZM97 100H99V99L97 98ZM97 100H96V102H97ZM100 100L102 101L103 98H101ZM135 100H136V99H135ZM137 100H139V99L137 98ZM143 100H142V101H143ZM151 100H152V99H151ZM164 100H166V99L164 98ZM177 100H179V99H177ZM186 100L188 101V98H187ZM205 100H206V101H205ZM213 100H214V99H213ZM233 100H235V99H233ZM52 101H54V100H52ZM80 101H81V100H80ZM80 101L77 100V99H73V100H71V101H69V102H67V103L61 104V105H59V106H56V107L54 106V108H56L55 111H53V112L51 111V114L49 115V117H48V119H47V121L49 122V125L52 126V127H53V126H59V127L62 126L63 128L65 127L64 129H66V126H67L69 129H71L72 135H74V137H73V138H74V139H73V144H75V145H76V143H77V145L80 144V147H81V148H82V144H84L82 141L87 140V139H89V138L91 137L92 139H89V140H90L89 143L91 144V146H95V147L97 146L96 148L99 149V151H98V155H97L99 158H96V159L99 160L98 163H99V162L101 163V162L103 161L101 164L104 163L105 158L108 156V153H109L111 150H117V151H119V150L124 149V148H126V147H131V145L133 144V142L131 141V138H132V137H131V136H130V137H126V135H127V136H128L129 134L131 135L130 131H129V133H127V131H126L127 134H126V135L124 134V137H123V136H119V135H121V134L118 135L117 132L112 131L114 134L116 133V135L119 136V137H117V136L115 137V135H113V137H114V138H113L112 136L109 135L110 132H111V130H110L109 132H108V130H107V133H109V134H107V136L109 135V136L112 137L113 139H112V138H109L110 140H107V139H108V137H107L106 140H105L104 138H105L106 136H103L104 131H103V133H101L102 130L99 129V128L97 129L96 126H95V127H96L95 129H97V130L93 129L94 127L88 122V120H87V118L85 117V114H84V106L82 107V105H81L82 102H80ZM91 101H92V100H91ZM162 101H163V100H162ZM167 101H169V99H168ZM182 101H185V100L182 99ZM197 101H196V103H195V101H194V103H195L194 108H196V106H198V105L200 106V104L197 105V103H198ZM203 101H204V102H203ZM220 101L218 100L217 102H219L220 105H221L222 102H220ZM247 101H248V100H247ZM263 101H264V100H262V102H263ZM7 102H8V101H7ZM98 102H100V101H98ZM134 102H135V101H134ZM137 102H138V101H137ZM143 102H144V101H143ZM185 102H186V101H185ZM188 102L190 103V101H188ZM192 102H193V101H192ZM260 102H261V99H260ZM53 103H54V102H53ZM92 103H93V102H92ZM101 103H102V102H101ZM141 103H142V102H141ZM151 103H152V105H154V104H153V101H152ZM167 103H168V102H167ZM170 103H172V102L170 101L169 104H170ZM194 103H192V104L194 105ZM209 103H210V102H209ZM212 103H213V105H214V102H211L210 104H212ZM224 103H225V102H224ZM224 103H222V104H224ZM231 103H232V102H231ZM86 104H88V103H86ZM134 104H135V103H134ZM137 104H138V103H137ZM148 104H150V102H149ZM156 104H158V103H156ZM156 104H155V105H156ZM161 104H162V103H161ZM169 104H168V106H169ZM176 104H178L177 101H176ZM180 104H182V103H180ZM190 104H191V103H190ZM239 104H240V102H239ZM246 104H247V103H246ZM263 104H264V103H263ZM88 105H90V104H88ZM139 105H140V104H139ZM162 105H163V104H162ZM162 105H160V106H162ZM206 105H207V102H206V104H205L204 106H206ZM253 105H254V104H253ZM258 105H259V104H258ZM50 106H51V104H50ZM112 106H114V105H112ZM115 106H117L118 109H120L119 107L122 106V105H120V104H119V105H118V104L116 105V104H115ZM131 106H133L132 108H134V105H131ZM136 106H137V105H136ZM136 106H135V107H136ZM140 106H141V105H140ZM140 106H139V107H140ZM177 106H179V104L176 105V108L178 109ZM181 106H182V105H181ZM184 106H185V105L183 104V107H184ZM186 106H187V105H186ZM189 106H190V105H189ZM199 106H198V108H199V109H202L201 106H203V105L201 104V106H200L201 108H200ZM239 106H240V105H239ZM239 106H238V107H239ZM242 106H243V105H242ZM90 107L92 108V106H90ZM90 107H89V108H90ZM137 107H138V106H137ZM139 107H138V108H139ZM153 107H154V106H153ZM173 107H174V106H173ZM191 107H192V105H191ZM206 107H207V109H208V105H207ZM206 107H205V108H206ZM214 107H215V106H214ZM240 107H241V106H240ZM29 108H30V107H29ZM50 108H51V107H50ZM52 108H53V107H52ZM89 108H86V109H89ZM96 108H97V106H96ZM115 108H116V107H115ZM122 108H123V107H122ZM163 108H164V107H163ZM166 108H167V107H166ZM166 108H165V109H166ZM192 108H193V107H192ZM192 108H190V109H192ZM194 108L192 109L193 111L191 110V112L194 113L195 111H197V112L199 111L198 109H196V110L194 111ZM92 109H93V108H92ZM97 109H98V108H97ZM116 109H117V108H116ZM124 109H125V108H124ZM126 109H129V108H126ZM139 109H140V108H139ZM139 109H138V110H139ZM146 109H147V108H146ZM154 109H155V108H154ZM169 109H170V107H169ZM169 109H168V110H169ZM172 109H173V108H172ZM177 109H176V110H177ZM182 109H183V110H182ZM182 109H181V107L179 106V110H181V112H180V111L177 112L178 110L175 112V111H174L175 109H174V110H173V111H174L173 113H175V115L178 114V113L182 114V112L185 110L184 108H182ZM207 109H206V110H207ZM28 110H29V109H28ZM39 110H40V109H39ZM47 110H48V109H47ZM52 110H54V109H52ZM112 110H113V111L115 110L114 107H112ZM122 110H123V109H122ZM130 110H131V109H130ZM134 110H136V108H135ZM147 110H148V109H147ZM166 110H167V109H166ZM242 110H243V109H242ZM32 111H33V110H32ZM48 111H49V110H48ZM87 111H88V110H87ZM97 111H98V110H97ZM109 111H111V109H110ZM115 111H116V110H115ZM119 111H121V109H120ZM123 111H124V110H123ZM123 111H122V112H123ZM132 111H133V109H132ZM154 111H155V110H154ZM169 111L172 112L171 109H170ZM202 111H203V110H202ZM207 111H209V110H207ZM212 111H213V110H212ZM227 111H228V113H229L231 110H229L228 108H226V106L224 107V106L221 105V106H219V108L217 109V112H216V113H217V114L219 113V114H221V115H225V114H227ZM3 112H4V111H3ZM23 112H24V111H23ZM85 112H86V110H85ZM90 112H91V111H90ZM98 112H99V111H98ZM101 112H102V111H101ZM111 112H112V111H111ZM125 112H126V111H125ZM140 112H141V110H140ZM140 112H138V114H139ZM143 112H144V111H143ZM149 112H150V111H149ZM158 112H160V111H158ZM189 112H190V111H189ZM189 112L187 111V114L190 116V113H191V112H190V113H189ZM197 112H196L195 114H197ZM236 112H237V110H236ZM259 112H260V111H259ZM262 112H263V111H262ZM46 113H47V112H46ZM46 113H45V114H46ZM88 113H89V112H88ZM92 113H93V110H92L91 113H89V115L92 114ZM106 113H107V112H106ZM115 113H117V111H116ZM123 113H124V112H123ZM168 113H169V112H168ZM173 113H171V114L173 115ZM184 113H185V111H184ZM184 113H183V115H181V116H185V117H186V114L184 115ZM198 113H199V112H198ZM206 113H207V112H206ZM209 113H210V112H208L207 116L209 115ZM234 113H235V112H234ZM237 113H238V112H237ZM30 114H31V113H30ZM34 114H35V113H34ZM45 114H44V115H45ZM95 114H96V112H95ZM95 114H94V115H95ZM102 114H103V113H102ZM121 114H122V113H121ZM124 114H125V113H124ZM144 114H145V113H144ZM239 114H240V111H239ZM94 115H92V116H94ZM114 115L116 116L117 114H114ZM118 115H119V114H118ZM118 115H117V116H118ZM125 115H126V114H125ZM130 115H131V113L128 114L127 116L131 117ZM135 115H137V114H134V115H132V116L134 117ZM141 115H143V114H141ZM169 115H170V114H169ZM175 115H174V116H175ZM188 115H187V118H188ZM204 115H206V114H204ZM229 115H231V113H230ZM100 116H101V114H100ZM117 116H116L114 119H116V118L120 119V117H119V116L117 117ZM121 116H123V115H121ZM138 116H139V115H138ZM138 116L135 117L134 120H135L136 118H137V119H140V117L138 118ZM149 116H151V115H149ZM149 116H148V117H149ZM174 116H173V117H174ZM178 116H179V114H178ZM192 116H194V115L192 114ZM192 116H190L189 118H192L191 120H194ZM200 116H201V115H200ZM256 116H257V115H256ZM14 117H15V116H14ZM14 117H13V118H14ZM45 117H46V115H45ZM142 117H143V116H142ZM142 117H141V120L143 119ZM160 117H161V116H160ZM167 117H168V115H167ZM173 117H171V118H172V121H171V118L168 117V118H169V119L167 118V119H168V122L171 121V122L177 124V122H174V121H176V120L178 119V117H177V116L174 117V118H176V120H173V119H174ZM179 117H180V116H179ZM185 117H183V118H185ZM198 117H199V116H198ZM198 117H197V118H198ZM202 117H203V116H202ZM235 117L238 118L239 116H238V117L235 116ZM38 118L41 119V116L36 115V116L34 117V119H33V120H34L33 123L37 122ZM94 118H95V121H94V122L97 123V121H98V119H96L97 117L94 116ZM94 118H93V120H94ZM98 118H99V117H98ZM101 118H102V117H101ZM187 118H185V119H187ZM189 118H188L186 121H189ZM212 118H213V117H212ZM222 118H223V117H222ZM222 118H221V119H222ZM243 118H244V117H243ZM19 119H20V118H19ZM30 119H31V117H30ZM30 119H29V121H31ZM42 119H43V118H42ZM112 119H113V118H112ZM112 119H111V120H112ZM121 119H122V118H121ZM132 119H133V118H132ZM157 119H158V118H157ZM185 119H184V122H185ZM203 119H205V118H203ZM209 119H211V118L209 117ZM233 119H234V118H233ZM181 120L183 121V119L180 118V121H181ZM195 120H196V119H195ZM207 120H208V119H207ZM238 120H240V119L238 118ZM247 120H248V119H247ZM20 121H21V120H20ZM89 121H90V119H89ZM116 121H117V119H116ZM121 121H122V120H121ZM137 121L140 122V120H137ZM149 121H150V123H152L151 120H149ZM182 121L180 122L181 124H183ZM219 121H220V118H213L212 120L204 121V124H205V122H209V128L211 127L210 124H212L213 126L217 127L216 129H214V130L211 132V134H210V138H206V137H205L206 142H208V143H206V144L209 145V147L212 146V151H214V152H216V150H217V152H219L218 150L224 149V148H222V143H223L225 140L227 141V139H229V137H230V139H231V136H229V133L231 132V131L229 130L230 128H229V129H223V128H222L223 124H220ZM227 121H228V120H227ZM229 121H231V119H230ZM229 121H228V122H229ZM27 122H28V118H27ZM94 122H93V123H94ZM99 122H100V121H99ZM101 122H102V121H101ZM117 122H118V121H117ZM123 122H125V121H123ZM128 122H129V120H128ZM131 122H132V124H133L134 121L132 120ZM191 122H192V121H191ZM194 122H195V121H194ZM224 122H225V121H224ZM239 122H240V121H239ZM9 123H10V122H9ZM11 123H12V122H11ZM24 123H25V121H24ZM114 123H115V126H117V125H116L117 123H116L115 121H114ZM237 123H238V122H237ZM12 124H13V123H12ZM25 124H26V123H25ZM25 124H23V126H24ZM28 124H29V123H28ZM35 124H36V123H35ZM111 124H113L112 121H111ZM118 124H119V123H118ZM128 124H130V123H128ZM138 124H140V123H138ZM138 124L135 123V124L133 125V127L130 125V127H132V128H130L131 131H132V133L134 132V130L137 132V130L140 129V128L137 129V125H138ZM187 124H189V123H187ZM187 124H186V122H185V124L183 125L184 127H183L182 125L179 124V125H180L179 127L183 128V129H186V128L188 127V126H186ZM204 124H203V126H205ZM231 124H232V123H231ZM7 125H8V124H7ZM20 125H21V124H20ZM42 125H43V124H42ZM42 125H40L39 127L42 128ZM95 125H98V127L101 126L100 123L95 124ZM106 125H110V124H106ZM125 125H126V124H125ZM144 125H145V124H144ZM148 125H149V124H147V128H146V130H148V128L150 127V125H149V126H148ZM170 125H171V124H170ZM237 125H239V124H237ZM25 126H26V125H25ZM29 126H30V125H29ZM111 126H112V125H110L109 127H111ZM128 126H129V125H128ZM140 126H141V125H140ZM142 126H143V125H142ZM167 126L170 127L169 124H168ZM173 126H174V128H175V125H173ZM185 126H186V128H185ZM203 126H202V127H203ZM207 126H208V123H207ZM207 126H206V128H207ZM245 126H247V125H245ZM2 127H3V126H2ZM2 127H1V128H2ZM62 127H60V128L63 130ZM103 127H104V126H103ZM105 127H106V126H105ZM122 127H123V126H122ZM138 127H139V125H138ZM153 127H154V126H153ZM190 127H191V126L189 125V130H190ZM227 127H228V126H227ZM232 127L234 128V126H232ZM236 127H238V126H236ZM239 127H241V126L239 125ZM243 127H244V126H243ZM16 128H17V127H16ZM20 128H21V127H20ZM33 128H34V127H33ZM49 128H50V127H49ZM55 128H56V127H55ZM113 128L116 129V127H112V129H113ZM117 128H118V127H117ZM123 128H124V127H123ZM163 128H164V127H163ZM181 128H180V130H181ZM247 128H248V127H247ZM22 129H23V128H22ZM22 129H21V130H22ZM102 129H103V128H102ZM155 129H157V128H155ZM160 129H161V128H160ZM171 129H172V127H171ZM178 129H179V128H178ZM183 129H182V130H183ZM191 129H192V128H191ZM211 129H212V127H211ZM255 129H256V128H255ZM18 130H19V129H18ZM27 130L29 131L30 129L28 128V129H25V131L23 130L21 133H17V135H19V136H17V137L24 136L25 133L27 132ZM105 130H106V129H105ZM113 130H114V129H113ZM124 130H125V128H124ZM141 130H142V129H141ZM149 130H150V129H149ZM158 130H159V129H158ZM165 130H166L167 133H168V132H171V133H172V131H170V128L168 129L169 131H167V129H165ZM165 130H164V134H165ZM180 130H179V131H180ZM182 130H181V131H182ZM204 130H206V129H204ZM204 130H203V131H204ZM7 131H8V130H7ZM16 131H17V129H16ZM60 131H61V130H60ZM64 131H65V130H64ZM121 131H123V130H120V132H121ZM173 131H174V130H173ZM176 131L178 132V130H176ZM176 131H174V132H175L174 135H175V137L177 138V140L180 141V139H183V138H180V136H178L179 134L177 135V136L179 137V138H178V137L176 136ZM193 131H194V130H193ZM193 131H192V132H193ZM203 131H201V133H202ZM236 131H237V130H236ZM248 131H249V130H248ZM17 132H19V131H17ZM53 132H54V131H53ZM71 132L69 131L68 133L71 134ZM105 132H106V131H105ZM141 132H142V131H141ZM141 132H140V133H141ZM145 132H146V131H145ZM152 132H153V130H152ZM162 132H163V131H162ZM184 132H185V131L183 130V133H184ZM189 132H190V131H189ZM192 132H191V133H192ZM206 132H207V130L205 131V133H206ZM234 132H235V130H234ZM8 133H9V131H8ZM54 133H55V132H54ZM66 133H67V131H66ZM66 133H65V132H64V133L61 132V137H62L64 134L66 135ZM138 133H139V132H137L136 134L134 133V135H136V137H138V136H137ZM150 133H151V132H150ZM195 133H196V132H195ZM195 133H194V134H195ZM238 133H239V132H238ZM243 133H244V132H243ZM255 133H256L255 135H256L257 138H254V140L256 139V141H257V139H258V141H259V140L263 141L262 138L264 137V136H263V134H264V129H263V128H260V129H258V131L255 132ZM6 134H7V133L5 132V135H6ZM70 134H69V136H71ZM122 134H123V133H122ZM161 134H162V133H161ZM169 134H170V133H168V135H169ZM180 134H181V133H180ZM184 134H185V133H184ZM202 134H203V133H202ZM202 134H200V135L195 134V135H197V136L192 137V138H193V139H194V138H197V137H199V138H200V137H203V138H204V136H201ZM232 134H233V133H232ZM240 134H241V133H240ZM240 134H239V135H240ZM1 135H2V134H1ZM5 135H4V136H5ZM8 135H10V134H8ZM8 135H7V136H8ZM111 135H112V133H111ZM132 135H133V134H132ZM140 135H141V134H140ZM140 135H139V136H140ZM146 135H147V133H146ZM152 135H153V134H152ZM165 135L167 136V134H165ZM174 135H173V136L171 135V136L174 137ZM241 135H242V134H241ZM248 135L251 136V137L249 136L250 138L253 137L252 134H249V133H248L247 136H248ZM255 135H254V136H255ZM4 136H3V135L0 136V139H1V137L4 138ZM7 136H5V137H7ZM10 136H11V135H10ZM181 136L183 137V135H181ZM187 136H188V134H187ZM244 136L246 137V135H244ZM87 137H89V138H87ZM122 137H123V138H122ZM142 137H143V135H142ZM160 137H162V135H160ZM164 137H165V136H163V138H164ZM185 137H186V136H185ZM185 137H184V139H186ZM234 137H235V136H234ZM237 137H238V136H237ZM21 138H22V137H21ZM37 138H38V137H37ZM134 138H135V137L132 138L133 141H134ZM148 138H149V136H148ZM163 138H162V139H163ZM166 138H167V137H166ZM166 138H164V139H166ZM168 138H169V137H168ZM176 138H172V139H176ZM239 138H240V137H239ZM247 138H248V137H247ZM32 139H34V137H33ZM59 139H60V138L58 137V140H59ZM141 139H142V138H141ZM162 139H161V140H162ZM190 139H191V138H190ZM190 139H189V140H190ZM193 139H191V140H192L193 142H195V139H194V140H193ZM208 139H210V140L207 141ZM233 139H234V138H233ZM233 139H232V140H233ZM14 140H16V138H14ZM55 140H56V142H57V139H55ZM144 140L146 141L145 138H144ZM166 140H168V139H166ZM170 140H171V139H170ZM232 140H229V142L232 141ZM237 140H238V139H237ZM252 140H253V139H252ZM16 141H17V140H16ZM74 141H75V143H74ZM140 141H141V140H140ZM145 141H144V142H145ZM168 141H169V140H168ZM174 141L177 142L176 140H174ZM174 141H173V142H174ZM234 141H235V139H234ZM258 141H257V145H258V144H259V145H260V144H261V145L264 144V141H263L262 143H261V142L258 143ZM45 142H46V141H45ZM51 142H52V140H51ZM141 142H143V141H141ZM154 142H155V141H154ZM163 142H164V140H163L161 143L163 144ZM169 142H171V141H169ZM173 142H172V143H173ZM190 142H191V141H190ZM241 142H242V141H241ZM1 143H2V142H1ZM165 143H166V141H165ZM177 143H179V142H177ZM232 143H233V142H232ZM255 143H256V142H255ZM54 144H55V143H54ZM73 144H72V145H73ZM135 144H136V143H135ZM167 144H169V143H167ZM170 144H171V143H170ZM170 144H169V145H170ZM184 144H185V143H184ZM224 144H225V143H224ZM224 144H223V145H224ZM234 144H236V143H234ZM23 145H24V144H23ZM46 145H47V144H46ZM50 145H51V144H50ZM75 145H74V146H75ZM77 145H76V146H77ZM88 145H89V144H88ZM137 145H138V144H137ZM169 145H167V147H169ZM178 145H179V144H178ZM207 145H206V146H207ZM210 145H211V146H210ZM227 145H228V144H227ZM231 145H232V144H231ZM231 145H230V146H231ZM259 145L256 147L255 144H254V146L256 147V149H258V148L261 147V145H260V146H259ZM1 146H3V145H1ZM48 146H49V145H48ZM85 146H86V145H85ZM140 146H141V145H140ZM152 146H153V145H152ZM164 146H165V145H164ZM183 146H184V145H183ZM194 146H195V143H194ZM228 146H229V145H228ZM236 146H237V145H236ZM251 146H252V145H251ZM262 146H263V145H262ZM45 147H47V146H45ZM45 147H44V148H45ZM49 147H50V146H49ZM78 147H79V146H77L75 150H77ZM161 147H162V146H161ZM170 147H171V146H170ZM223 147H224V146H223ZM226 147H227V146H226ZM249 147H250V146H249ZM263 147H264V146H263ZM47 148H48V147H47ZM47 148H46V149H47ZM81 148H80V149H81ZM85 148H86V147H85ZM134 148H135V147H134ZM149 148H150V147H149ZM163 148H164V147H163ZM171 148H172V147H171ZM189 148H191V147H189ZM193 148H196V147H193V146H192V149H193ZM204 148H205V147H204ZM204 148H203V149H204ZM206 148H208V146H207ZM229 148H230V147H229ZM237 148H238V147H237ZM252 148H253V147H252ZM46 149H45V150H46ZM200 149H201V148H200ZM200 149H199V150H200ZM210 149H211V148H210ZM256 149L253 148L252 150H256ZM260 149H261V148H260ZM43 150H44V149H43ZM82 150H84V147L82 148ZM85 150H86V149H85ZM85 150H84V151H85ZM151 150H152V148H151ZM155 150H156V149H155ZM167 150H168V149H167ZM170 150H171V149H170ZM195 150L198 151V148L195 149ZM201 150H202V149H201ZM201 150H200V152L198 151L197 154H200V153L202 152ZM236 150H237V149H236ZM236 150H235V151H236ZM252 150H251V148H249V151H250V152H252ZM258 150H259V149H258ZM86 151H87V150H86ZM86 151H85V152H86ZM176 151H177V149H176ZM203 151H205V150H203ZM77 152H78V151H77ZM85 152H83V153H85ZM87 152L90 153L89 151H87ZM87 152H86V153H87ZM226 152H227V151H226ZM231 152H232V150H231ZM43 153H44V152H43ZM159 153H161L162 155L157 154L158 157H157V156H156V157H157L158 159H160L161 162H163V161H164V158H165V156H164L163 154H165V152H159ZM174 153H175V152H174ZM203 153H205V152H203ZM207 153H211V151H210V152H207ZM207 153H206V154H207ZM252 153H253V152H252ZM37 154H38V153H37ZM155 154H156V153H154V155H155ZM171 154H172V152L170 153V155H171ZM212 154H213V153H212ZM212 154H211V155H212ZM235 154H237V153L235 152ZM40 155H42V154H40ZM82 155H83V154H82ZM82 155H81V159H82L83 162H84V159L82 158ZM84 155L86 156L85 158H87V155H89V154H84ZM90 155H91V154H90ZM172 155H174V154H172ZM180 155H182V154H180ZM207 155H208V154H207ZM215 155H216V154H215ZM215 155H214V156H215ZM218 155H219V154H218ZM220 155H221V154H220ZM233 155H234V154H233ZM70 156H71V155H70ZM143 156H144V155H143ZM201 156H202V154H200V157H201ZM227 156H228V155H227ZM235 156H236V155H235ZM240 156H241V155H240ZM240 156H239V158H240ZM246 156H247V155H246ZM7 157H9V156H7ZM41 157H42V156H41ZM72 157H74V155H73ZM89 157H90V156H89ZM93 157H94V156H93ZM126 157H127V156H126ZM144 157H145V156H144ZM146 157H148V156H146ZM170 157L173 159L172 156H170ZM179 157H180V156H179ZM202 157H204V156H202ZM208 157H210V156L208 155ZM211 157H213V156H211ZM220 157H222V156H220ZM223 157H224V156H223ZM237 157H238V155H237ZM237 157H236V158H237ZM68 158H71V157L68 156ZM91 158H92V157H91ZM91 158H88V159L90 160ZM206 158H207V156H206ZM213 158H214V157H213ZM228 158H229V157H228ZM35 159H36V158H35ZM81 159H80V160H81ZM88 159H87V162H88ZM94 159H95V158H94ZM106 159H107V158H106ZM149 159H150L149 162H152V161L154 160V157H150ZM178 159H179V158H178ZM203 159H204V158H203ZM217 159H218V157H217ZM217 159H216V160H217ZM258 159H260V158H258ZM70 160H72V159H70ZM144 160H145V159H144ZM160 160H159V161H160ZM198 160H199V159H198ZM210 160H211V159H210ZM221 160H222V159H221ZM221 160H220V162H221ZM233 160H235V159L233 158ZM254 160H257V159H254ZM254 160H253V162H256V161H254ZM261 160H262V158H261ZM261 160H260V161H261ZM7 161H8V160H7ZM35 161H36V160H35ZM94 161H95V160H94ZM128 161H130V159H129ZM145 161H146V160H145ZM185 161H186V160H185ZM195 161H196V160H195ZM205 161H208V160H205ZM212 161H213V160H212ZM235 161H236V160H235ZM1 162H2V161H1ZM8 162H9V161H8ZM32 162H33V161H32ZM64 162H65V161H64ZM177 162L179 163V160L176 161V164H177ZM193 162H194V161H193ZM193 162H191V163H193ZM201 162H202V161H201ZM209 162H211V161H209ZM216 162H217V161H216ZM223 162H224V161H223ZM257 162H258V161H257ZM257 162H256V164H257ZM4 163H5V162H4ZM4 163H3V164H4ZM85 163H86V162H85ZM88 163H89V162H88ZM95 163H97V162H95ZM98 163H97V164H98ZM146 163H147V162H146ZM156 163H157V162L155 161V164H154V165H156ZM191 163H190V164H191ZM214 163H215V161H214ZM224 163H225V162H224ZM224 163H222V164H224ZM231 163H232V162H231ZM261 163H262V162H261ZM261 163L257 164V167H258V165H260ZM33 164H34V163H33ZM37 164H38V163H37ZM40 164H41V162H40ZM90 164H91V162H90ZM97 164H96V165H97ZM138 164H139V163H138ZM158 164H159V163H158ZM158 164H157V165H158ZM196 164H198V163H196ZM196 164H195V165H196ZM200 164H202V163H200ZM210 164H211V163H210ZM238 164H239V163H238ZM256 164H255V165H256ZM7 165H9V164H7ZM147 165H149V164H146V167H147ZM159 165H160V164H159ZM165 165H166V164H165ZM181 165L183 166V164H181ZM213 165H214V164H213ZM218 165H219V164H218ZM228 165H229V164H228ZM255 165L252 164L251 166H254V167H253L252 169L249 167L250 170L253 171V169L255 168ZM35 166H36V164H35ZM100 166H101V165H100ZM140 166H142V165H140ZM168 166H169V165H168ZM185 166H186V165H185ZM192 166H193V165H192ZM224 166L226 167L227 165L224 164ZM262 166H263V165H260V169L262 168ZM75 167H76V166H75ZM87 167H88V169H89L90 165H88ZM91 167H92V166H91ZM134 167H139V166H134ZM152 167L154 168V166H152ZM157 167H158V166H157ZM194 167H195V166H194ZM208 167H210V166H208ZM212 167H213V166H212ZM8 168H9V167H8ZM97 168H98V167H97ZM139 168H140V167H139ZM139 168H138L137 170H140ZM141 168H143V167H141ZM144 168H145V167H144ZM153 168H152V169H153ZM155 168H156V167H155ZM178 168H179V167H178ZM189 168H190V167H189ZM226 168H227V167H226ZM226 168H225V169H226ZM229 168H232V167L229 166ZM229 168H228V169H229ZM37 169H38V168H37ZM88 169H87V170H88ZM91 169L93 170V168H90V170H91ZM99 169H100V168H99ZM157 169L160 170V167H158ZM157 169H156V170H157ZM180 169H181V168H180ZM198 169H199V168H198ZM209 169H210V168H209ZM213 169H214V168H213ZM232 169H233V168H232ZM245 169H246V168H244V170H245ZM255 169H256V168H255ZM260 169H259V170H260ZM9 170H10V169H9ZM64 170H65V169H64ZM92 170H91V171H92ZM141 170H143V169H141ZM144 170H145V169H144ZM148 170H149V169H148ZM162 170H163V169H162ZM196 170H197V169H196ZM199 170H200V169H199ZM203 170H204V169H203ZM229 170H230V169H229ZM229 170H228V172H230ZM261 170H262V169H261ZM36 171H37V170H36ZM36 171H35V172H36ZM99 171H100V170H99ZM154 171H155V170H154ZM191 171H193V169H192ZM205 171H207V170H205ZM205 171H204V172H205ZM224 171H225V170H224ZM231 171H232V170H231ZM256 171H257V170H256ZM37 172H38V171H37ZM58 172H59V171H58ZM88 172H89V171H87V173H88ZM93 172H94V171H93ZM123 172H124V171H123ZM151 172H152V171H151ZM201 172H202V171H201ZM226 172H227V171H226ZM245 172H246V171H245ZM249 172H250V171H249ZM258 172H259V171H258ZM258 172H257V173H258ZM38 173H39V172H38ZM38 173H37V174H38ZM55 173L57 174V172H55ZM87 173H86V174H87ZM90 173H91V172H89V174H90ZM149 173H150V172H149ZM153 173H154V172H153ZM157 173H159V172H157ZM160 173H161V172H160ZM160 173H159V174H160ZM178 173H179V171H178ZM195 173H197V172H195ZM257 173H256V174H257ZM2 174H3V173H2ZM31 174H32V173H31ZM35 174H36V173H35ZM47 174H48V173H47ZM155 174H156V173H155ZM204 174H205V173H204ZM210 174H211V173H210ZM224 174H225V173H224ZM7 175H8V174H7ZM11 175H12V174H11ZM48 175H49V174H48ZM50 175H52V172L50 173ZM59 175H60V174H59ZM61 175H62V174H61ZM61 175H60V176H61ZM122 175H123V174H122ZM124 175H125V174H124ZM157 175H158V174H157ZM160 175H162V174H160ZM250 175H251V174H250ZM259 175H260V173H259ZM4 176H6V175H4ZM60 176H59V178H60ZM62 176H63V175H62ZM62 176H61V178H62ZM88 176H89V175H88ZM92 176H93V175H92ZM92 176H91V177H92ZM94 176H95V175H94ZM94 176H93V177H94ZM168 176H170V175H168ZM65 177H66V176H65ZM65 177L63 176V178L67 180V178H65ZM137 177H138V176H137ZM166 177H167V176H166ZM250 177H252V176H250ZM7 178H8V177H7ZM30 178H31V177H30ZM61 178H60V179H61ZM63 178H62V179H63ZM98 178H99V176H98ZM123 178L125 179V176H124ZM169 178H170V177H169ZM208 178H209V177H208ZM208 178H207V179H208ZM252 178H253V177H252ZM72 179H74V178H72ZM93 179H96V177H95V178H91V179H90V182H91V180H93ZM106 179H107V178H106ZM167 179H168V178H167ZM249 179H250V178H249ZM1 180H2V179H1ZM3 180H4V179H3ZM3 180H2V181H3ZM96 180H97V179H96ZM111 180H112V179H111ZM111 180H110V181H111ZM244 180H245V178H244ZM2 181H1V182H2ZM13 181H14V180H13ZM36 181H37V180H36ZM47 181H48V180H47ZM68 181H69V180H67V182H68ZM94 181H95V180H94ZM94 181H93V182H94ZM103 181H104V180H103ZM107 181H108V180H107ZM10 182H11V181H10ZM105 182H106V181H105ZM257 182H258V181H257ZM257 182H256V184H257ZM2 183H3V182H2ZM2 183H1V184H2ZM11 183H12V182H11ZM95 183H96V182H95ZM182 183H183V182H182ZM13 184H14V183H13ZM37 184H38V183H37ZM55 184H56V183H55ZM70 184H71V183H70ZM96 184H97V183H96ZM106 184H107V183H106ZM108 184H109V181H108ZM2 185H3L4 187H6L5 184H2ZM18 185H19V184H18ZM65 185H66V184H65ZM68 185H69V184H68ZM92 185H93V186H92ZM99 185H100V184H99ZM8 186H9V185H8ZM56 186H57V185H56ZM70 186L73 187L74 185H70ZM90 186H91V187H90ZM94 186H95L94 183H92V184L90 183L88 189H89V190H91L92 188L94 189ZM106 186H107V185H106ZM249 186H250V185H249ZM0 187H1V186H0ZM76 188H77V187H76ZM221 188H222V187H221ZM93 189H92L91 191H93ZM110 189H111V188H110ZM254 189H255V188H254ZM73 190H74V187H73ZM89 190H88V192L90 193ZM230 191H231V190H230ZM75 192H76V191H75ZM84 192H85V191H84ZM110 192H111V191H110ZM77 193H78V192H77ZM89 193H88V194H89ZM66 194H67V193H66ZM79 194H80V193H79ZM85 194H86V193H85ZM91 194H92V193H91ZM91 194H89V196H90ZM63 196H64V195H63ZM68 196H69V195H68ZM86 196H88V195H86ZM89 196H88V197H89ZM91 196H92V195H91ZM97 196H98V195H97ZM88 197H87V198H88ZM36 198H37V197H36ZM31 199H32V198H31ZM24 200H25V199H24ZM35 200H36V199H35ZM84 200H85V199H84ZM228 200H229V199H228ZM32 201H33V200H32ZM85 201H86V200H85ZM25 202H26V201H25ZM30 202H31V201H30ZM36 202H37V201H36ZM76 202H77V201H76ZM82 203H83V202H82ZM179 203H181V202H179ZM183 203H184V201H183ZM25 204H26V203H25ZM37 204H38V203H37ZM147 204H148V206H151L148 202H147ZM30 205H31V204H30ZM34 205H35V204H34ZM180 205H181V204H180ZM182 205H183V204H182ZM27 206H28V205H27ZM174 206H175V205H174ZM184 206H185V203H184ZM184 206H183V208H184ZM21 207H23V206H21ZM29 207H30V206H29ZM143 207H145V206L143 205ZM245 207H246V205H245ZM245 207L243 206V211L245 210V209H244ZM52 208H53V207H52ZM166 208H167V207H165V209H166ZM175 208H176V206H175ZM181 208H182V207H181ZM241 208H242V207H241ZM39 209H40V208H39ZM54 209H55V208H54ZM54 209H53V210H54ZM149 209H150V208H149ZM178 209H179V208H178ZM36 210H37V209H36ZM60 210H61V209H60ZM60 210H59V211H60ZM179 210H180V209H179ZM179 210H178V212L182 211V209H181L180 211H179ZM13 211H14V210H13ZM23 211H24V209H23ZM238 211H239V210H238ZM238 211H237V212H238ZM18 212H20V211H18ZM30 212H31V211H30ZM97 212H98V211H97ZM165 212H167V211L165 210ZM178 212H177V214H179ZM192 212H193V211H192ZM235 212H236V211H235ZM237 212H236V213H237ZM16 213H17V212H16ZM91 213H92V212H91ZM172 214H173V213H172ZM172 214L170 213L169 215H172ZM177 214L173 215V218L175 217V219H174V221H173L174 225H175V223L178 222V220H177L178 218L176 219V215H177ZM186 214H187V213H186ZM191 214H192V213H191ZM238 214H239V213H238ZM244 214H245V213H244ZM192 215H193V214H192ZM195 215H196V214H194V217H195ZM52 216H53V215H52ZM104 216H106V215H104ZM239 216H240V215H239ZM96 217H97V216H96ZM177 217H178V215H177ZM184 217H185V215H184ZM191 217H192V216H191ZM179 218H180V217H179ZM181 218H182V217H181ZM211 219L214 221V219H216V218L213 219V217H212ZM176 220H177V221H176ZM200 220H202V219H200ZM216 220H217V219H216ZM183 221H184V220H183ZM180 222H181V221H180ZM211 223H212V222H211ZM217 223H218V222H217ZM261 223H263V222H261ZM94 224H95V223H94ZM180 224H181V223H179V225H180ZM182 224H183V222H182ZM182 224H181V227L184 225V224H183V225H182ZM220 224H221V222L219 223V225H220ZM177 225H178V224H177ZM217 225H218V224H217ZM22 227H23V226H22ZM91 227H92V226H91ZM17 228H18V227H17ZM132 228H133V227H132ZM261 228H263V227H261ZM125 229H126V228H125ZM256 229H257V228H256ZM258 229H260V227H259ZM20 230H21V229H20ZM25 230H26V228H25ZM100 230H101V229H100ZM23 231H24V230H23ZM41 231H42V229H41ZM257 231L260 232L259 230H257ZM257 231H256V232H257ZM20 232H21V231H20ZM25 232H26V231H25ZM120 232H121V231H120ZM193 233H194V232H193ZM26 234H27V233H26ZM45 234H46V233H45ZM131 234H132V233H131ZM257 234H258V233H257ZM259 234H260V233H259ZM9 235H10V234H9ZM129 235H130V234H129ZM129 235H128V237H129ZM14 236H15V235H14ZM92 236H93V235H92ZM257 236H258V237H261V236H259V235H257ZM128 237H127V239H129ZM258 237H257V238H258ZM113 238H114V237H113ZM118 238H119V237H118ZM146 238H148V237L146 236L145 239H146ZM16 239H17V238H16ZM16 239H15V241H16ZM145 239H144V241H145ZM130 240H131V239H130ZM146 240H147V239H146ZM16 242H17V241H16ZM127 242H128V241H127ZM143 243H144V242H143ZM65 244H67V243H65ZM112 244H114V243L112 242ZM125 244H126V243H125ZM115 245H116V244H115ZM142 245H143V244H142ZM109 246H110V245H109ZM117 246H118V245H117ZM140 246H141V245H140ZM140 246H138L139 249L141 248ZM109 248H110V247H109ZM117 248H119V247H117ZM124 248H125V247H124ZM116 250H117V249H115V251H116ZM140 251H141V250H140ZM140 251H139V253H140ZM118 252H119V251H118ZM137 252H138V251H137ZM69 253H71V252L69 251ZM262 255H263V254H262ZM11 256H13V255H11ZM75 259H76V258H75ZM69 260H70V259H69ZM177 260H178V259H177ZM101 261H102V259H101ZM106 261H107V258H106ZM250 262H251V261H250ZM100 263H101V262H100ZM108 263L111 264V262H109V261H108ZM130 263H131V262H130ZM247 263H248V262H247ZM247 263H246V264H247ZM98 264H99V263H98ZM249 264H250V263H249Z\"/></svg>", "mask_w": 264, "mask_h": 264}]
</instances>
